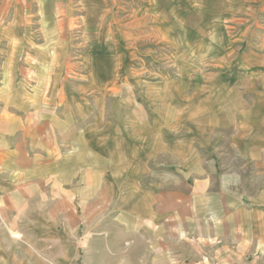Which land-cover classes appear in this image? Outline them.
<instances>
[{
  "label": "crops",
  "instance_id": "0c3cea01",
  "mask_svg": "<svg viewBox=\"0 0 264 264\" xmlns=\"http://www.w3.org/2000/svg\"><path fill=\"white\" fill-rule=\"evenodd\" d=\"M102 3L79 0V44L96 47L75 71L73 0H0V264L264 249V34L260 53L214 50L204 74L119 90Z\"/></svg>",
  "mask_w": 264,
  "mask_h": 264
},
{
  "label": "rangeland",
  "instance_id": "374dc122",
  "mask_svg": "<svg viewBox=\"0 0 264 264\" xmlns=\"http://www.w3.org/2000/svg\"><path fill=\"white\" fill-rule=\"evenodd\" d=\"M73 3L78 8L73 18L78 27L72 40L77 44L68 46V54L73 57V70L79 71L81 52L96 46L79 44L81 24L91 9L85 14L79 0ZM100 14L105 52L108 49L113 67L120 70L114 78L119 90L133 83L143 92L145 83H156L161 77L188 80L191 77L184 75L192 71L204 74L213 67L218 50L231 56L263 51L264 0H103ZM61 63L57 61V68ZM218 243L203 246L202 264H223L217 256ZM192 256L185 252L181 259L187 263ZM226 264H264V249L251 243L241 262Z\"/></svg>",
  "mask_w": 264,
  "mask_h": 264
}]
</instances>
